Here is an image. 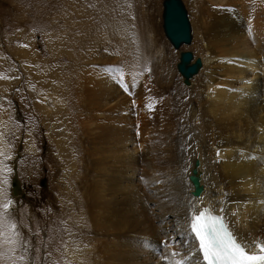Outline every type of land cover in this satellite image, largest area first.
<instances>
[{
    "label": "bare ground",
    "instance_id": "obj_1",
    "mask_svg": "<svg viewBox=\"0 0 264 264\" xmlns=\"http://www.w3.org/2000/svg\"><path fill=\"white\" fill-rule=\"evenodd\" d=\"M248 1L197 0L193 5L197 12L195 22L200 23V29H195L196 52L202 60L195 73L183 76L187 85L182 87L179 81L173 80L169 90L171 129L169 127V143L165 142L168 144L165 150L169 153L168 160L165 155L160 156L170 163L167 184H157L159 168L155 161L158 153L151 143L154 140L151 135H155L158 125L148 114L155 107V95H151L148 79L147 60L153 55L150 53L160 54L157 63L160 71H151L157 78H165L171 84L173 73L167 60L168 47L158 37L160 26L157 23V31L154 15H146L144 24H141L146 26L141 29V36L127 21L113 25L114 31L111 32L116 37V54L129 59V67L112 66L99 53L92 54L83 66L76 105L84 114V117L80 115L83 118L79 120L80 126L84 133L91 135L90 144L93 143L91 147L97 155L91 178L101 182L92 181L89 193L95 206L100 203L103 210H99L103 213V221L96 217L105 225L104 246L112 258L101 264L109 263V260H113V264H201V254L196 251L197 242L187 235L193 204L199 206L197 212L208 206L212 212L223 216L238 239L249 245L254 240L264 241V61L259 57L264 55L260 40L264 35V5L254 17L244 13L248 10L245 9ZM186 12L188 15L187 9ZM136 20L140 21L139 18ZM138 42L144 45L145 51L138 49ZM183 44L187 43L176 48L181 49L179 62L181 53L188 50ZM194 56L192 52L191 61L186 65L193 63ZM177 72L180 73L178 69ZM120 73L128 85L127 90L119 82ZM133 82L140 84L134 102V97H129L135 87ZM190 88L194 91L193 97L188 93ZM187 111L189 114L182 123L181 116ZM191 116L195 118L192 125ZM137 139L142 140L140 147H149L146 158L135 154ZM115 141L132 145L127 151L114 149L112 143ZM113 156L118 157L120 165L109 164V158ZM193 171L202 187L199 193L194 192L190 179ZM15 175L12 178L15 181L13 194L20 196L22 183ZM148 187L153 188L154 196L148 193ZM150 201L158 213L150 212ZM167 215L171 218L163 224ZM159 220L160 224H155ZM97 225L98 221L93 225V237H89L92 243L103 233V228L100 226L99 230ZM105 235L102 236L105 238ZM175 236L180 238L179 242ZM161 239L171 243L170 248H162L164 256H171L170 261L162 262L153 252ZM186 247L190 259L183 257ZM155 250L162 256L159 247ZM98 251L102 253L99 247Z\"/></svg>",
    "mask_w": 264,
    "mask_h": 264
},
{
    "label": "rangeland",
    "instance_id": "obj_2",
    "mask_svg": "<svg viewBox=\"0 0 264 264\" xmlns=\"http://www.w3.org/2000/svg\"><path fill=\"white\" fill-rule=\"evenodd\" d=\"M181 1L186 6L192 26V43L183 44L184 48L193 52L194 59L195 57L201 59L196 52L195 43V29H200V23L195 22L197 12L193 6L197 0ZM249 1L245 8L248 10L244 9V13L257 17L260 13L259 7L262 8L264 1ZM162 3L163 0H0V104L7 109L0 111V122H3L0 124V131H4L6 124L8 128L5 139L12 145L14 153L12 160L9 161L14 171L10 175L7 191L11 199L12 196L16 199L13 200L15 203L10 209V218L17 223L23 239L28 241L26 261H16V264H101L112 259L109 256L110 252L106 250L107 247L104 246L106 228L104 223H101L103 221L101 218H104L103 210L100 203H96L97 207L95 206L89 193L92 181L96 180L97 184L101 182L95 177L91 178L97 155L93 153L94 149L91 147L93 143L90 144L91 135L84 133L79 123V120L83 119L81 116L84 117L76 105L79 79L83 75V66L94 53H99L100 57L107 59L112 66L129 67L130 60L116 54L117 44L114 41V33L111 32L114 31L113 25L118 21H127L140 34L141 29L146 27L141 24H144L146 15L151 14L156 19V29L157 23L160 26L158 27L160 32L157 29L158 37L162 38L168 47L167 60L173 73L171 84L166 82L165 78H157L153 72L160 71L158 65L160 54L150 53L153 55L148 56L147 60L149 64L147 68L150 71L148 79L151 95H155L153 98L155 107L151 105L153 109L151 108L148 114L158 125L155 135H151L154 138L151 143H154L158 153L155 161V166L157 164L156 167L159 168L157 184L168 183L170 163L167 161L169 153L165 151L168 149L165 142L169 143L171 129L168 117L171 110L169 90L174 84L173 80L179 81L182 87L185 80L177 72L176 65L181 49H176L164 34ZM136 18L143 19L137 22ZM261 37L260 40L264 42V35ZM262 41L261 46L264 48ZM143 47L144 45L138 42L140 51H145ZM259 57L263 62L264 55L261 54ZM262 74L258 73L260 76ZM132 84L135 87L131 89L129 97H134L132 100L134 102L140 84L136 82ZM188 93L193 97L192 88ZM189 111L181 116L182 123H185ZM190 120L192 125L195 118L191 116ZM117 142L112 143L114 149L121 148L127 151L132 145ZM140 143L142 140L137 139L134 146L137 148L135 154H139L140 158H146L149 147H140ZM161 155H165L167 160L163 157L162 159ZM113 157L109 158L111 161H108L109 164L120 165L118 157H114L117 160ZM139 165L138 168L142 169ZM14 175L22 183L20 196L13 194ZM148 193L153 196L156 194L151 187H148ZM150 206L152 214L158 213V209L151 201ZM98 207L100 209L95 210ZM96 216L100 217L101 222ZM170 218L167 215L163 224ZM95 221L96 224L98 221V225L101 223L98 228L99 230L100 226L103 228L101 229L103 233L100 234L105 235V238L100 236L92 243L90 238L93 237ZM155 224H160V220ZM174 238L179 242L180 238L177 239V236ZM165 243V240H159L153 250L157 259L162 262L171 260V256H164L162 248L165 247ZM95 245H98L102 253ZM170 245L171 243L168 248ZM156 247L162 250V256L156 253ZM20 251H17V255ZM72 255L74 256L71 257ZM183 255L184 259H190L188 247L183 250ZM113 262L109 260V263ZM0 264H12V261L0 259Z\"/></svg>",
    "mask_w": 264,
    "mask_h": 264
},
{
    "label": "snow or ice",
    "instance_id": "obj_3",
    "mask_svg": "<svg viewBox=\"0 0 264 264\" xmlns=\"http://www.w3.org/2000/svg\"><path fill=\"white\" fill-rule=\"evenodd\" d=\"M27 46L24 45V47ZM120 75L119 82L127 90L128 85L122 79L123 73ZM149 107L151 108V105ZM0 111H7V109L0 104ZM18 126L19 122H17ZM6 133L7 125L5 124L4 131H0V176H2L0 180V197H2L0 199V259L10 260L12 264H16V261H26L28 241L23 239L18 231L17 223L10 218V209L15 202L9 197L7 189L10 185V175L14 171L9 163L14 153L12 145L5 139ZM11 134L14 135V133ZM198 207L196 204L192 206L188 218L187 235L197 242L196 251L201 254V264H264V241L254 240L249 245L246 241L238 239L223 216L213 214L210 208H202L197 212ZM164 246L168 247L169 244L165 243ZM18 250H21L19 255H17Z\"/></svg>",
    "mask_w": 264,
    "mask_h": 264
},
{
    "label": "water",
    "instance_id": "obj_4",
    "mask_svg": "<svg viewBox=\"0 0 264 264\" xmlns=\"http://www.w3.org/2000/svg\"><path fill=\"white\" fill-rule=\"evenodd\" d=\"M163 30L165 36L170 43L178 48L182 43H189L191 41V27L186 9L181 0H163ZM192 53L190 51H183L180 55V62L177 64V69L184 77H189L195 73L201 65L200 58H196L193 63L186 65L191 61ZM195 190L199 193L201 185L199 184L198 177L195 172L190 175ZM12 185H15L13 180ZM193 192V193H194Z\"/></svg>",
    "mask_w": 264,
    "mask_h": 264
}]
</instances>
